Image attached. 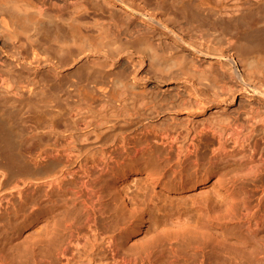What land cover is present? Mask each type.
Segmentation results:
<instances>
[{
  "label": "bare ground",
  "instance_id": "1",
  "mask_svg": "<svg viewBox=\"0 0 264 264\" xmlns=\"http://www.w3.org/2000/svg\"><path fill=\"white\" fill-rule=\"evenodd\" d=\"M144 65L183 92L147 96ZM207 185L196 218L158 204ZM167 219L202 235L238 219L244 257H264V0H0V264L24 225L46 264H152L178 254Z\"/></svg>",
  "mask_w": 264,
  "mask_h": 264
},
{
  "label": "rangeland",
  "instance_id": "2",
  "mask_svg": "<svg viewBox=\"0 0 264 264\" xmlns=\"http://www.w3.org/2000/svg\"><path fill=\"white\" fill-rule=\"evenodd\" d=\"M214 1V0H213ZM190 27L186 25L179 24V27H175L177 30H192L196 31L194 28L195 22L190 21ZM140 23V22H139ZM143 28H147L146 25L140 23ZM197 62L200 63L205 70L209 64V58L197 55ZM120 72L121 75H125L129 72L130 67L128 65L122 68ZM139 82H145L144 85L147 87V96L155 99H173L176 98L179 94L183 92V89L180 85V81L184 79L182 75H174L168 77L164 73H159L155 69L144 65V68L136 72V78ZM246 97L238 95L236 101L233 104L226 107L229 111L233 110L239 103L240 100L245 99ZM213 107H208L203 114L194 115L195 119L199 121L203 117H209ZM221 110H225L222 108ZM220 110V111H221ZM167 114L163 117L164 120H181L186 119L185 113L181 114ZM23 120L25 123H22V126L26 128L27 120L23 115ZM23 149V148H22ZM135 177V176H134ZM132 177L127 178L123 183L124 186L131 190L134 185L130 180ZM210 185L204 186L203 189H206L207 192L198 194V190H189L182 193L167 192L163 195H159L158 204H165L167 206H179L180 210L186 211L190 218H196V207L195 201L200 199L205 195H211L209 192ZM197 193V194H196ZM183 221H180V223ZM240 223L243 224L238 219L229 220L225 223V226H216L213 225L209 231V234H197L195 232L181 233L179 230L180 224L177 225L175 220L167 219L163 224L164 233H169L170 235L175 234V238L172 240V245L175 246L176 252L178 253L175 257H170L165 255L163 257H158L157 260H154L152 264H264V257L258 259H252L249 261L245 258L239 240L237 236L239 230L245 232L246 227L244 225L240 226ZM182 224V223H181ZM150 222H144L140 225L138 229H133L131 232V242L140 243L144 240L150 238L151 232H153L149 226ZM39 225H24L17 228V232L13 237V248L15 259L14 264H44V257L35 255V251L30 247L33 240H37L42 234L43 229L37 228ZM40 240V238L38 239ZM168 244L164 241V246ZM34 255H33V254ZM74 254V255H73ZM71 255L75 257V260L78 258V253L76 251L71 252ZM70 255V256H71ZM96 255V254H95ZM17 256V258H16ZM54 259L56 257H53ZM98 259V258H97ZM57 259H55L56 261ZM75 263V262H74ZM46 264V263H45ZM76 264V263H75Z\"/></svg>",
  "mask_w": 264,
  "mask_h": 264
}]
</instances>
